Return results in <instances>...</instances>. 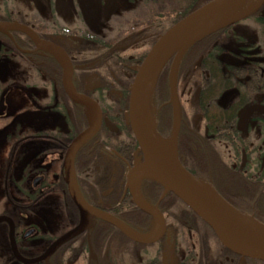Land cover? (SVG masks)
Masks as SVG:
<instances>
[{"label":"flooded vegetation","instance_id":"obj_1","mask_svg":"<svg viewBox=\"0 0 264 264\" xmlns=\"http://www.w3.org/2000/svg\"><path fill=\"white\" fill-rule=\"evenodd\" d=\"M187 2L0 0V22L24 25L66 51L71 86L102 114L98 130L75 147L94 117L66 92L61 61L22 31L0 32V67L13 63L5 80L0 74V100L8 91L0 116V264H264L226 248L154 171L132 176L155 168L135 123L147 145L264 225V4L239 17L260 0L241 1L228 25L185 51L175 71L177 102L179 50L155 77L148 106L131 109L143 63ZM93 75L101 86L88 90ZM72 177L89 211L74 199ZM98 212L143 236L161 225L165 233L139 244ZM83 223L82 233L50 254Z\"/></svg>","mask_w":264,"mask_h":264},{"label":"water","instance_id":"obj_2","mask_svg":"<svg viewBox=\"0 0 264 264\" xmlns=\"http://www.w3.org/2000/svg\"><path fill=\"white\" fill-rule=\"evenodd\" d=\"M243 0H212L208 4L194 11L174 27H172L155 45L147 59L143 63L139 75L134 83L132 93L131 109L137 110L139 106L146 108L148 106V98L150 97L151 88L154 79L158 72L166 62V60L176 51L179 50L178 56L173 64V95L177 102L176 77L175 71L178 62L185 51L196 41L211 33L212 31L226 26L230 23L228 15L230 12ZM264 4V0L255 5L253 8L245 10L239 17H245L258 10ZM224 15L225 20L220 22L215 27L210 28L212 22L219 16ZM22 31L26 33L35 44L47 51L55 54L61 61L64 69V87L71 98L76 101L85 103L89 106L94 117L92 126L84 132L81 137L75 142V147L89 139L97 130L101 123L102 114L98 104L89 97L80 95L73 89L70 84L73 65L66 51L61 47L40 39L33 33L32 30L19 23L0 22V32ZM101 86L99 76L93 75L89 79L88 90L98 89ZM7 92H4L0 100V116L5 113V97ZM134 123V122H133ZM137 136L145 153L148 157L150 165H154L152 169L148 165L141 166L132 173L139 170H152L154 174L165 184V186L181 198L191 209H193L199 217H201L216 233L221 243L232 252L244 257L261 260L264 262V225L254 218L245 215L226 201L218 196L213 191L204 186L198 179L192 176L185 168L176 161L166 158L158 152L150 143L147 145V139L144 134L138 129L134 123ZM69 185L72 195L81 209L88 210L86 203L80 197L75 184V178L69 179ZM138 204L145 211L141 201ZM83 210V211H84ZM96 212V211H94ZM109 220L115 227L121 230L127 237L139 244H150L159 240L165 233V225H161L157 234L143 236L132 231L127 225L118 219L98 212ZM85 229L84 223L77 227L74 231L62 237L52 248L51 253H54L63 243L82 233ZM236 234L242 239L237 238Z\"/></svg>","mask_w":264,"mask_h":264},{"label":"trees","instance_id":"obj_3","mask_svg":"<svg viewBox=\"0 0 264 264\" xmlns=\"http://www.w3.org/2000/svg\"><path fill=\"white\" fill-rule=\"evenodd\" d=\"M211 1L212 0H189V2H187V7L183 11H179V21H181L182 19H184L185 17H187L189 14L193 13L194 11L198 10L199 8L203 7L204 5L208 4ZM14 52H16L15 49H14ZM4 56H5V51L3 50V52H2V54L0 56V60ZM14 57L17 58L16 54H15ZM92 59H94V58H92L90 56L87 57V61H90ZM54 65L58 69V74H61V68L59 67V65L56 62H55ZM114 69H118V67H115ZM105 86H106V84H105ZM169 105L171 107L170 108L169 116L172 117V105L171 104H169ZM169 123H171V119L169 120Z\"/></svg>","mask_w":264,"mask_h":264},{"label":"bare ground","instance_id":"obj_4","mask_svg":"<svg viewBox=\"0 0 264 264\" xmlns=\"http://www.w3.org/2000/svg\"><path fill=\"white\" fill-rule=\"evenodd\" d=\"M224 20H225L224 15H221V16L217 17V18L212 22V24H211L209 27H210V28L215 27L216 25H218L220 22H222V21H224ZM162 148L164 149V151H165L167 154H169V153L172 154V152H173V148H172V146H170V144H168V143H165L164 146H162ZM236 236H237V238L242 239V238L240 237V235L236 234Z\"/></svg>","mask_w":264,"mask_h":264},{"label":"rangeland","instance_id":"obj_5","mask_svg":"<svg viewBox=\"0 0 264 264\" xmlns=\"http://www.w3.org/2000/svg\"><path fill=\"white\" fill-rule=\"evenodd\" d=\"M117 4L114 3L113 7L112 8H116ZM179 7H184V6H179ZM10 67V68H9ZM11 67H13V63L10 64L9 66H7V64H4L0 67V74H1V78L2 79H6L7 76H9V74L11 73ZM8 68V69H7ZM4 72V73H3ZM0 123H1V120H0ZM3 185L2 182H1V179H0V186Z\"/></svg>","mask_w":264,"mask_h":264}]
</instances>
